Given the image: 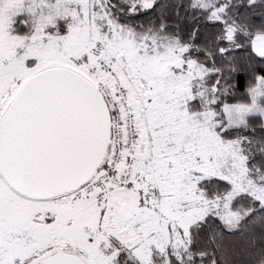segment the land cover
I'll use <instances>...</instances> for the list:
<instances>
[{"label": "snow or ice", "instance_id": "snow-or-ice-1", "mask_svg": "<svg viewBox=\"0 0 264 264\" xmlns=\"http://www.w3.org/2000/svg\"><path fill=\"white\" fill-rule=\"evenodd\" d=\"M0 264H264V0H0Z\"/></svg>", "mask_w": 264, "mask_h": 264}]
</instances>
